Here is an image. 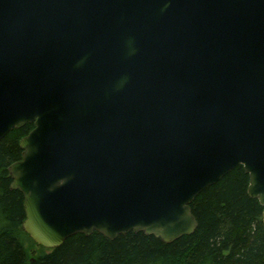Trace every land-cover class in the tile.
Listing matches in <instances>:
<instances>
[{"label": "water", "instance_id": "water-1", "mask_svg": "<svg viewBox=\"0 0 264 264\" xmlns=\"http://www.w3.org/2000/svg\"><path fill=\"white\" fill-rule=\"evenodd\" d=\"M27 123L8 170L39 246L171 243L239 165L264 207V0H0V140Z\"/></svg>", "mask_w": 264, "mask_h": 264}, {"label": "trees", "instance_id": "trees-1", "mask_svg": "<svg viewBox=\"0 0 264 264\" xmlns=\"http://www.w3.org/2000/svg\"><path fill=\"white\" fill-rule=\"evenodd\" d=\"M33 128L27 123L0 140V264H264V207L250 196V176L242 165L191 202L198 226L190 235L166 243L142 231L115 239L97 231L77 233L31 256L36 243L22 228L24 195L11 189L8 168L22 159L20 140Z\"/></svg>", "mask_w": 264, "mask_h": 264}, {"label": "rangeland", "instance_id": "rangeland-1", "mask_svg": "<svg viewBox=\"0 0 264 264\" xmlns=\"http://www.w3.org/2000/svg\"><path fill=\"white\" fill-rule=\"evenodd\" d=\"M41 247L42 246H39L37 244H36V246L34 245L33 247H31V251H30L31 256H35L38 253L39 249H41ZM28 248L30 249V247H28Z\"/></svg>", "mask_w": 264, "mask_h": 264}]
</instances>
